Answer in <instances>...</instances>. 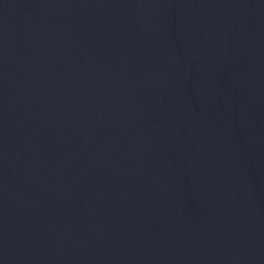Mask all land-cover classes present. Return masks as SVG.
Masks as SVG:
<instances>
[{
	"label": "water",
	"instance_id": "1",
	"mask_svg": "<svg viewBox=\"0 0 264 264\" xmlns=\"http://www.w3.org/2000/svg\"><path fill=\"white\" fill-rule=\"evenodd\" d=\"M0 264H264V0H0Z\"/></svg>",
	"mask_w": 264,
	"mask_h": 264
}]
</instances>
